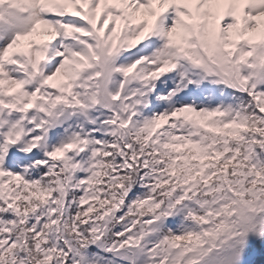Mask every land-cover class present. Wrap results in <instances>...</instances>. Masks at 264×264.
<instances>
[{"label":"snow or ice","instance_id":"6c2138e0","mask_svg":"<svg viewBox=\"0 0 264 264\" xmlns=\"http://www.w3.org/2000/svg\"><path fill=\"white\" fill-rule=\"evenodd\" d=\"M0 264H264V0H0Z\"/></svg>","mask_w":264,"mask_h":264}]
</instances>
